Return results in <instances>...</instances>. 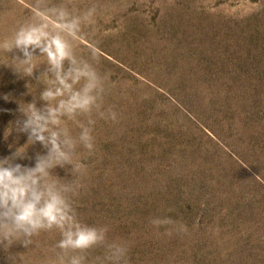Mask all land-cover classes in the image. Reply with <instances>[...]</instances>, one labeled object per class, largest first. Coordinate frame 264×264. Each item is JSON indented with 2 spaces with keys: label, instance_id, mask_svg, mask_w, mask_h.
I'll list each match as a JSON object with an SVG mask.
<instances>
[{
  "label": "rangeland",
  "instance_id": "374dc122",
  "mask_svg": "<svg viewBox=\"0 0 264 264\" xmlns=\"http://www.w3.org/2000/svg\"><path fill=\"white\" fill-rule=\"evenodd\" d=\"M21 28L61 41L70 89L53 105L95 85L61 117L80 170L49 179L71 185L77 224L106 231L65 252L42 230L0 264H264V0H0V46ZM15 56L0 47V159L24 146L14 162L31 167L46 149L13 130L19 108L60 85L46 56L31 77Z\"/></svg>",
  "mask_w": 264,
  "mask_h": 264
},
{
  "label": "clouds",
  "instance_id": "9594fccd",
  "mask_svg": "<svg viewBox=\"0 0 264 264\" xmlns=\"http://www.w3.org/2000/svg\"><path fill=\"white\" fill-rule=\"evenodd\" d=\"M0 47L9 52L16 49L22 53V57L15 56V59L23 76H33L34 70L39 67V58L46 56L47 71L55 75L60 85L54 89L45 88L40 93L42 107H37L33 99L25 103V109L19 108L23 119L15 122L13 130L27 135V147L39 143L46 149V154L37 153L35 165L31 167L14 162L17 158H23L25 151L20 152V149L24 146L12 156L0 159V246L7 250L19 240L27 247L32 242L31 237L53 228L60 230L62 239L58 247L65 252L83 251L103 243L105 229L81 226L71 215L66 195L72 191L71 185L49 179L52 169L57 166L71 165V172L80 170V166L73 165L71 159L76 141L60 126L61 117H71L77 111H88L94 102L89 93L95 85L90 83L82 93H72L67 100L53 105L52 101L70 89L67 83L70 73H63L64 53L60 51L62 45L59 38L48 41L45 34L36 28H21L12 44L6 43ZM37 50L39 55L36 54ZM79 141L89 149L92 147L88 128H83ZM124 252L122 247L115 246L113 256L119 260ZM82 259L74 255L67 264H82ZM61 264H64L63 260Z\"/></svg>",
  "mask_w": 264,
  "mask_h": 264
}]
</instances>
